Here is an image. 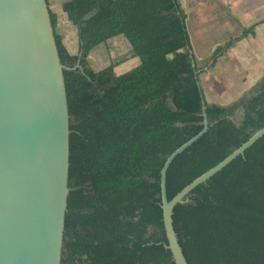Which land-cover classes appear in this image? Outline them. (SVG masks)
<instances>
[{
  "label": "trees",
  "instance_id": "obj_1",
  "mask_svg": "<svg viewBox=\"0 0 264 264\" xmlns=\"http://www.w3.org/2000/svg\"><path fill=\"white\" fill-rule=\"evenodd\" d=\"M180 0H68L81 54L56 35L70 110L68 210L61 264H175L163 222L162 170L204 128L203 90ZM53 26L56 15L50 10ZM253 32L219 47L213 58ZM123 35L140 64L118 75L87 62ZM77 64L80 66L77 67ZM208 129L166 171L173 198L264 126V78L239 100L207 103ZM173 227L189 264H264V135L177 204ZM66 238L91 250L66 256Z\"/></svg>",
  "mask_w": 264,
  "mask_h": 264
},
{
  "label": "water",
  "instance_id": "obj_2",
  "mask_svg": "<svg viewBox=\"0 0 264 264\" xmlns=\"http://www.w3.org/2000/svg\"><path fill=\"white\" fill-rule=\"evenodd\" d=\"M65 69L47 0H0V264L62 262L71 133ZM203 97L204 128L162 170L166 246L175 264L189 263L173 227L174 207L264 135L263 126L169 199L168 166L208 129L209 101Z\"/></svg>",
  "mask_w": 264,
  "mask_h": 264
},
{
  "label": "crops",
  "instance_id": "obj_3",
  "mask_svg": "<svg viewBox=\"0 0 264 264\" xmlns=\"http://www.w3.org/2000/svg\"><path fill=\"white\" fill-rule=\"evenodd\" d=\"M66 1L47 0L50 10L56 15L55 35L61 37L71 54L80 55L79 28L63 8ZM179 3L187 15V28L188 20L194 19L196 39L190 37V44L207 100L223 105L239 100L264 76V0H180ZM251 27L253 32L213 58L219 47ZM117 37L127 41L131 52V44L125 36L112 37L88 53L87 62L92 69L99 71L113 64L111 40ZM130 52L116 63L114 70L116 66L125 64L119 73L116 72L118 75L140 64V58L131 57Z\"/></svg>",
  "mask_w": 264,
  "mask_h": 264
},
{
  "label": "rangeland",
  "instance_id": "obj_4",
  "mask_svg": "<svg viewBox=\"0 0 264 264\" xmlns=\"http://www.w3.org/2000/svg\"><path fill=\"white\" fill-rule=\"evenodd\" d=\"M193 22H194L193 18H192V21L191 19L188 20V29H189L190 37L192 38V40L196 39V32H195L196 26L193 24ZM111 47H112V52H113V59H112L113 63L121 62L123 59H125L127 54L129 55V52H130L129 45L123 37H117V38L112 39ZM211 59L210 60L208 59V61H211ZM123 65L125 64L116 66L115 72L119 73V70L121 69V66ZM224 100H227V99H224ZM71 242L72 241H70L69 238H66V242H65L66 243V253L65 254L68 258L69 257L79 258L81 256L87 257L90 254V252H92L91 250H88L86 247L84 248L83 246L72 244Z\"/></svg>",
  "mask_w": 264,
  "mask_h": 264
}]
</instances>
